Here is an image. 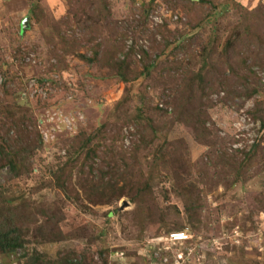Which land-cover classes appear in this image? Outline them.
<instances>
[{"label": "rangeland", "instance_id": "1", "mask_svg": "<svg viewBox=\"0 0 264 264\" xmlns=\"http://www.w3.org/2000/svg\"><path fill=\"white\" fill-rule=\"evenodd\" d=\"M261 121L264 0H0V264H264Z\"/></svg>", "mask_w": 264, "mask_h": 264}, {"label": "trees", "instance_id": "2", "mask_svg": "<svg viewBox=\"0 0 264 264\" xmlns=\"http://www.w3.org/2000/svg\"><path fill=\"white\" fill-rule=\"evenodd\" d=\"M246 96H248V95H246ZM261 126H264V121H261ZM99 130H98V132H99ZM94 136H95V134L92 135V137H94ZM254 147H255V145H254ZM21 156H22V153L18 152L17 150L16 151L13 150V152L12 151L10 152L6 149L5 146L0 145V157L2 158L1 159L2 162L0 165L7 164V167L10 168V171L12 173H14V176L19 174V173H17V170H18V167L21 165V160H20ZM185 210L188 213L195 211L194 209L189 208L188 205L186 206ZM0 231L8 232V233L0 234V251L12 252L14 250L15 245H17L14 239L13 240L9 239L10 238L9 233H13V230L12 229H6L2 224H0Z\"/></svg>", "mask_w": 264, "mask_h": 264}, {"label": "built area", "instance_id": "3", "mask_svg": "<svg viewBox=\"0 0 264 264\" xmlns=\"http://www.w3.org/2000/svg\"><path fill=\"white\" fill-rule=\"evenodd\" d=\"M189 238V236L183 232V231H173L165 235L164 237L160 238L163 240V242L167 243L169 242L170 244H175V243H181L186 241Z\"/></svg>", "mask_w": 264, "mask_h": 264}, {"label": "water", "instance_id": "4", "mask_svg": "<svg viewBox=\"0 0 264 264\" xmlns=\"http://www.w3.org/2000/svg\"><path fill=\"white\" fill-rule=\"evenodd\" d=\"M23 22L25 23L26 22V19L25 20H23ZM23 27V26H22Z\"/></svg>", "mask_w": 264, "mask_h": 264}]
</instances>
